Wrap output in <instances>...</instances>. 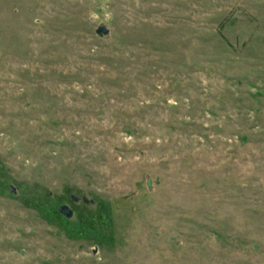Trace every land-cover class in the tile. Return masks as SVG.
<instances>
[{"label": "rangeland", "instance_id": "374dc122", "mask_svg": "<svg viewBox=\"0 0 264 264\" xmlns=\"http://www.w3.org/2000/svg\"><path fill=\"white\" fill-rule=\"evenodd\" d=\"M0 264H264V0H0Z\"/></svg>", "mask_w": 264, "mask_h": 264}, {"label": "water", "instance_id": "95a60500", "mask_svg": "<svg viewBox=\"0 0 264 264\" xmlns=\"http://www.w3.org/2000/svg\"><path fill=\"white\" fill-rule=\"evenodd\" d=\"M109 32L110 31H109L108 27L107 26H103V27L98 29L97 34H99V35H108ZM73 200H76V198L73 197ZM61 211L68 217H71V215H72V213L67 209V207H63L61 209Z\"/></svg>", "mask_w": 264, "mask_h": 264}]
</instances>
